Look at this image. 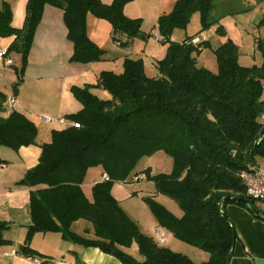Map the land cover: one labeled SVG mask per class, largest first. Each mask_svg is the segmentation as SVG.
<instances>
[{"label": "trees", "instance_id": "1", "mask_svg": "<svg viewBox=\"0 0 264 264\" xmlns=\"http://www.w3.org/2000/svg\"><path fill=\"white\" fill-rule=\"evenodd\" d=\"M132 1L104 5L99 0H28L21 29L13 27L11 8L3 2L0 38H13L7 56L16 54L22 60L21 68H15L14 88L22 82L46 6L63 12L67 40L73 45L69 62L88 65L101 60L102 51L88 38L87 16L108 22L113 40L128 47L141 36V20L123 13ZM214 10V0H177L170 13L160 16L159 42L170 45L154 77L145 75L142 60L126 59L121 74L102 72L95 85L71 87L81 110L66 119L79 128L52 131L51 141L40 147L38 164L19 182L32 189V224L20 254L40 257L31 249L33 236L59 234L71 243L99 248L122 264H196L143 234L113 197L114 185L142 178L151 180L156 195L172 199L182 212L176 217L156 201V195L145 198L157 226L208 253V262L202 264H225L231 252L233 227L222 217L226 205H239L261 219L258 211L264 213L246 196L239 174L256 166L259 155L264 157V40L256 41L262 64L242 67L237 45L225 39L219 26L221 40L213 50L216 74L197 66V57L210 48L208 41L194 44L196 35L182 43L170 42L175 30H186L194 14H199L200 33L218 25L226 16L214 17ZM98 89L109 99L95 95L93 90ZM6 101L0 92V149L18 152L36 146L37 126L22 113H8ZM158 151L172 160L169 174L151 176L150 168L141 175L134 173L142 158ZM91 170L106 179L94 184L89 201L82 186ZM79 221L90 225L92 237L74 232ZM8 228L0 225V246Z\"/></svg>", "mask_w": 264, "mask_h": 264}, {"label": "rangeland", "instance_id": "2", "mask_svg": "<svg viewBox=\"0 0 264 264\" xmlns=\"http://www.w3.org/2000/svg\"><path fill=\"white\" fill-rule=\"evenodd\" d=\"M99 1L104 5H111L114 0ZM175 3L176 0H133L127 4L123 9L124 15L132 20H141V36L134 38L128 47H122L113 40L112 28L108 22L97 20L89 14L87 16L88 38L102 51L101 60L91 64L95 65L94 71L100 70V72L121 74L123 72V63L126 59H140L143 62L145 75L149 78L154 77L156 75V65L166 58L170 45V43L161 44L155 38V35H159L158 20L163 14L170 13ZM214 5V17L226 16L220 24L200 33L202 26L199 14H194L186 30H175L171 35L170 42L182 43L189 37L196 35L197 38L193 41L194 44L208 41L210 48L204 49L197 57V66L216 74L218 67L213 50L220 44L221 37H219L217 29L222 26L226 36L239 47L240 66L246 68L254 65L260 66L262 58L260 52L254 48V41L256 39L264 40V24H261V20L264 18V0H214ZM44 37L47 43L42 45L43 38L34 36L33 42L35 40L36 45L34 48L32 43L34 49L31 47L26 60V68H29L28 71L25 69L22 82L17 85V88L7 84V81L2 84H6V90H2V92L6 97H10L15 96L16 91L20 90L19 88L23 82L25 83L21 92V99L29 106L28 109L33 114L29 117L41 130L43 126L40 124L39 118L43 116L41 113L42 109L48 106L40 104L39 101L50 99V95L53 94L52 91L56 88L54 85L51 87L47 85L48 82L45 76L55 73L62 76L69 74V65H71L66 60L65 52L63 51L65 36H61L59 31H57L48 33ZM122 39L126 41L124 36ZM2 41L0 39V44ZM12 58L14 63L10 69L15 71L14 67L21 68V56L18 55L16 57L14 55ZM55 64H57V69L53 68ZM39 84H41L42 88H35ZM95 94L100 99H109L108 94L102 90H95ZM50 125L59 129L68 127V124L61 126L58 124ZM42 135L43 132L41 133L43 138ZM49 139L45 142H48ZM256 160L258 166L264 168V157L259 156ZM148 168H150L151 176L169 174L172 170V160L163 151H158L142 158L137 164L134 173L144 174V171ZM88 177H90L89 172L86 179ZM154 195H156L154 184L147 178H142L126 185H118L114 191V196L118 200L120 207L138 225L141 232L148 237L153 235L152 225L157 226V224L150 207L144 199ZM156 201L175 216L180 217L182 215L180 208L172 199L159 194L156 195ZM256 206L261 207L264 205L256 202ZM170 243H176L175 247H173L174 250L193 249L191 248L192 246L177 243L174 238L170 240ZM163 247H166V245Z\"/></svg>", "mask_w": 264, "mask_h": 264}, {"label": "crops", "instance_id": "3", "mask_svg": "<svg viewBox=\"0 0 264 264\" xmlns=\"http://www.w3.org/2000/svg\"><path fill=\"white\" fill-rule=\"evenodd\" d=\"M3 2L8 3L11 8L13 14V27L21 29L25 21L26 5L28 0H0V5ZM173 6L171 10L173 9ZM57 31H59L61 36H65L63 51L65 52V58L69 63L73 54V45L67 40V29L63 22V12L56 8L46 6L41 23L35 32V36L36 38L38 36L41 39L43 38L41 43L44 45L43 43H47L44 36L48 33ZM155 38L159 42V35H155ZM225 39L230 38L226 36ZM2 40L3 41L0 44V51H6L12 44L13 38H5ZM257 40L258 39L254 41L255 49ZM33 45L35 48V40ZM14 55L16 57L18 56L16 54H11L10 58L12 60V56L14 57ZM69 64H71L69 65V74H64L62 76L55 73L45 76L48 82L47 85L49 87L54 85L56 88L52 91L53 94L50 95V99H42L39 101L40 104L48 107L42 109L41 113L43 116L39 118L40 124H42L43 127L42 130L40 127H37V145L21 148L18 152H13L5 148L0 149V225L4 224L9 227L8 230L3 233L5 244L0 246V264H122L115 257L103 253L99 248H86L81 245L71 243L62 239L59 234L39 233L33 236L31 249L40 255V257L29 258L19 253V248L23 245L27 235V228L32 224L30 209V191L32 189L19 185V182L22 181L30 169L34 168L38 164L41 156L40 147L51 141L52 131L63 130L53 128L50 124L60 125L58 122L59 119H66L67 116L76 114L81 110V105L73 98L70 92L71 87L95 85L99 75L102 73L100 70L94 71L95 65L77 63ZM11 67L13 66H7L2 60H0L1 93H3L2 90H6V84L4 83V85H2L3 82L7 81V84L12 87L17 84L18 78L16 71L11 70ZM28 68L29 67L26 68L27 71ZM53 68L57 69V64H55ZM23 86H25L24 82L19 88L20 90L16 91L15 96L13 95L7 97V101L11 98L15 99L13 107L6 104L7 111L8 113L17 111L31 120L29 116H32L33 114L28 109L29 106L21 99ZM35 88H42V86L39 84L36 85ZM98 91L101 90L98 89ZM93 93L95 94V90H93ZM31 121L33 122V120ZM40 130L43 132V138L41 137L42 132ZM48 138H50L49 141L45 142ZM89 173L90 177L86 179L84 185L82 186V191L86 198L89 201H92V188L94 184L102 181L104 176H102L98 170H91ZM118 185L126 184L114 185L112 195L115 199L116 197L114 196V191ZM261 204L264 205V203ZM257 207L262 211V213H264V206ZM224 214L227 216L235 231V245L232 250V256L229 264H264V219H262V217L261 219L254 218L253 214L246 208L235 204L226 205L224 207ZM152 227L153 235L151 238L158 244V246L163 247L166 245V248L186 256L196 264L208 262L209 254L195 247H191L193 249L188 250H174L173 247H175L176 243H170V240L174 238L173 235L158 226L152 225ZM90 229V225L84 221H79L73 225L74 232L84 237L93 236ZM158 233H165L167 235V240L164 244L158 243ZM174 239L179 244H185L176 238Z\"/></svg>", "mask_w": 264, "mask_h": 264}, {"label": "built area", "instance_id": "4", "mask_svg": "<svg viewBox=\"0 0 264 264\" xmlns=\"http://www.w3.org/2000/svg\"><path fill=\"white\" fill-rule=\"evenodd\" d=\"M0 60H2L7 66L13 65V60L7 56L6 51H0ZM7 104L8 106L13 107L15 99H9ZM58 122L60 125L68 124V127L79 128L77 123L68 121L67 119H59ZM239 178L245 187L246 196L252 201L264 203V168H261L258 165H249L246 170L239 174ZM104 179H106L105 176ZM166 240L167 235L165 233H158L157 241L159 244H164Z\"/></svg>", "mask_w": 264, "mask_h": 264}, {"label": "water", "instance_id": "5", "mask_svg": "<svg viewBox=\"0 0 264 264\" xmlns=\"http://www.w3.org/2000/svg\"><path fill=\"white\" fill-rule=\"evenodd\" d=\"M261 136H262V131L260 132V134H259V136H258V141H257L256 144H255V151H258L259 139L261 138ZM259 156H261V155H259ZM222 205H223V202H221L220 205H219V208H220V209L222 208ZM248 205H249V207H251L250 204H248ZM258 214H260V216L262 217V219H264V215H261V212H260V211H258ZM222 217H223L225 220H228L227 216H226L223 212H222ZM234 245H235V231H234V229H233V245H232L231 252L229 253V255H228V257H227V259H226V261H225V264H229V262H230V260H231L232 250H233V248H234Z\"/></svg>", "mask_w": 264, "mask_h": 264}]
</instances>
